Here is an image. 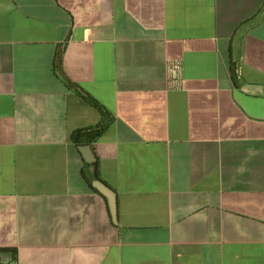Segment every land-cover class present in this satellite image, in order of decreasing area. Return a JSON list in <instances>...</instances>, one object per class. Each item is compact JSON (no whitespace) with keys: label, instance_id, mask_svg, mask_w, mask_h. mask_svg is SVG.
Segmentation results:
<instances>
[{"label":"crops","instance_id":"crops-1","mask_svg":"<svg viewBox=\"0 0 264 264\" xmlns=\"http://www.w3.org/2000/svg\"><path fill=\"white\" fill-rule=\"evenodd\" d=\"M0 264H264V0H0Z\"/></svg>","mask_w":264,"mask_h":264},{"label":"built area","instance_id":"built-area-1","mask_svg":"<svg viewBox=\"0 0 264 264\" xmlns=\"http://www.w3.org/2000/svg\"><path fill=\"white\" fill-rule=\"evenodd\" d=\"M181 72H182V66L179 61H174L168 64L167 76H168L170 88H174V89L180 88L181 80H182Z\"/></svg>","mask_w":264,"mask_h":264},{"label":"trees","instance_id":"trees-1","mask_svg":"<svg viewBox=\"0 0 264 264\" xmlns=\"http://www.w3.org/2000/svg\"><path fill=\"white\" fill-rule=\"evenodd\" d=\"M104 128V124H100L95 126L94 128H89L86 130L79 131V134H85L89 137V141L93 142L96 140L98 135L101 133L102 129Z\"/></svg>","mask_w":264,"mask_h":264},{"label":"water","instance_id":"water-1","mask_svg":"<svg viewBox=\"0 0 264 264\" xmlns=\"http://www.w3.org/2000/svg\"><path fill=\"white\" fill-rule=\"evenodd\" d=\"M112 207H113V199H112Z\"/></svg>","mask_w":264,"mask_h":264}]
</instances>
